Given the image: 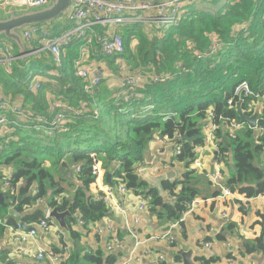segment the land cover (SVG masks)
Wrapping results in <instances>:
<instances>
[{
    "label": "trees",
    "instance_id": "16d2710c",
    "mask_svg": "<svg viewBox=\"0 0 264 264\" xmlns=\"http://www.w3.org/2000/svg\"><path fill=\"white\" fill-rule=\"evenodd\" d=\"M206 2L202 1L201 5ZM208 2L210 4H204L202 7L205 10L202 11H195L200 6L197 3L188 5L185 12L190 13L171 26L165 37H154L151 49L143 56L138 45L139 57L131 59L133 65L139 59L138 65L143 70L137 68V71L145 76H170L162 83L148 80L142 89L136 91H128L126 88L127 94L140 93V99L130 95V99L124 102L123 99L107 96L98 89L92 95L84 94L80 80L72 72L73 61L77 58L75 42L63 50L61 68H56L54 60L46 57L45 52H40L39 56L46 68H55L63 82L69 85L68 89H63L62 86L52 91L53 84L46 83L37 94L28 91L26 83L34 72H20L13 64L26 63L31 57L25 61L15 60L10 75L0 67V84L4 98L15 101L14 96L23 95L26 106L21 108L33 117L42 116L51 121L54 115L63 112L51 111V107L47 105L49 94L56 95L65 105L76 103L73 106L82 105L88 109H83L81 115L74 117L72 127H80L78 132L85 128L79 134L70 132L72 127L68 126L67 133L56 132L48 135L35 131L32 128L34 122H31V131L19 129L7 144H4L3 139L0 140V169L7 168L10 176L8 187H4L3 176L0 174V194L3 196L0 220L8 222L7 225L17 226L15 219L9 215V210L13 209L22 215L24 225L29 228L35 226L45 218L43 209L38 204L46 198L49 191L52 192V198L46 201L47 206L51 209L56 207L60 212L67 210L71 215L77 214L86 225L99 223L108 217L109 211L103 201L92 195L89 189L94 183L91 174L93 160L89 154L94 152V157L102 163L105 174H111V185L123 182L137 196L145 195L150 198V212L158 220L178 222L190 205L198 201L197 198L205 197L204 191L209 189L210 192L214 185L205 175L190 168L195 158L193 150L205 143L202 121L208 109L213 110V123L220 126L215 137L218 142L216 162L222 161L224 166L221 183L231 193L244 199L264 194V167L261 164V159H264V132L257 136L253 130L246 128L241 136L231 139L223 129L225 122H240L236 111L229 109L227 105L234 88L242 82H246L255 93L262 92L264 88V0ZM216 5L217 8L211 7ZM71 26L65 24L56 32L60 34ZM139 34L138 43L144 38ZM123 38L127 51L130 36ZM212 40L216 41L217 47L212 45ZM35 44H31L34 50L39 48ZM13 54L17 57L15 48ZM71 96L75 98V102H71ZM97 100H100L102 106L96 104ZM15 104L20 105L16 102ZM130 104L132 105L129 106ZM147 107L151 109L146 110ZM120 109L126 112H121ZM142 109L143 114L147 112V116L139 115ZM134 113L136 117H132ZM110 117L119 120V125H115L123 127L122 130L109 132H114L113 142L109 144V134L103 130L104 136L100 145L89 146V140L98 134ZM185 133L188 138H192L191 142L182 140ZM155 134H159L161 138L167 136L171 144L181 146L180 153L173 159L184 165V173L179 179L163 180L160 183V190L172 197L171 201H166L160 195V190L151 187L137 172ZM64 152L69 155L67 161L63 158ZM49 159L55 160L52 164L60 169L59 171L53 166L55 172L61 175L64 171V177L60 180L56 181L53 173L45 166ZM114 164L118 167L115 168ZM71 166H79V172L68 173L80 183L75 185V191L69 200L62 197L64 191L59 184L62 179H66V171ZM225 174L228 178L223 182ZM70 185L68 180V186ZM71 186L74 188V185ZM218 191L220 192L214 191L211 196L217 197ZM261 218L263 228L264 216ZM72 222V218H68L70 237L75 242L74 250L70 251L68 259L61 264L118 263L119 256L115 253L108 254L101 249L81 251L77 243L79 235L71 229ZM2 228L0 226V233ZM231 229L233 226L230 224L226 231L230 232ZM216 238L221 242L225 240L221 234ZM260 242L261 238L247 241L246 254L257 251ZM3 256L0 255V262L3 261Z\"/></svg>",
    "mask_w": 264,
    "mask_h": 264
},
{
    "label": "built area",
    "instance_id": "2783aa9c",
    "mask_svg": "<svg viewBox=\"0 0 264 264\" xmlns=\"http://www.w3.org/2000/svg\"><path fill=\"white\" fill-rule=\"evenodd\" d=\"M50 0H0V10H7L9 8H27V9H40L46 7ZM189 0H70L67 9L65 10V18L67 22L72 26L70 29L57 34L54 28L49 25H42L36 27L26 28L22 35L26 42L28 49L31 51L30 57L36 55V53L46 52L54 60L55 65L61 66V56L63 50L67 46H71L74 42L77 44V58L73 61V75L80 80L82 91L86 95H92L99 87L103 73L101 69L96 66L92 68V65H86L89 62L90 57L94 55H100L102 57H117L121 56L124 51V41L122 36L118 33L119 26H126L137 24L139 22L153 23L157 26H161L162 29L169 28L178 23L185 13V7ZM139 13L146 14L144 18L139 19ZM97 26L103 28L102 31L97 30ZM112 26V29H109ZM6 41V40H5ZM36 43V44H35ZM31 44H35L38 49L30 47ZM216 41L212 40V45L215 46ZM13 46L6 41L0 45V67L8 75L11 74L12 63L18 60L13 54ZM215 47L213 48V50ZM197 57L200 55L196 54ZM126 72V71H125ZM170 77L165 75L163 77H157L153 74L148 76L142 75L139 71L133 70L126 75L123 82L128 91L142 89L143 86L148 83V80L153 82H164ZM28 91L33 94H37L41 88V82L36 79L34 81H27L26 83ZM137 96V95H136ZM243 96V98H241ZM130 96L125 95L124 102H127ZM228 108L235 110L237 106L241 107L242 113L251 117L256 114L255 127L251 129L248 124L243 122L228 121L223 124L226 135L235 139L243 133L246 128L254 131V135H259L264 132V88L262 92H254L246 82L238 84L233 92L232 97L227 102ZM83 107V106H82ZM151 109L147 107L146 110ZM52 110H64V113H57L54 115L51 121H47L45 117L37 116V123L42 128H46L47 134L52 135L59 129H64L71 122V119L78 117L82 114L78 107L73 105H65L60 101L54 102ZM7 113H11L13 118L7 117ZM30 114L24 112V110L15 104H10L8 99L0 97V140H4V144H7L9 140H12V135L24 125L30 126L26 123L30 119ZM213 110L208 109L205 117L202 121V134L204 135V145L198 146L193 150L195 155L194 161L190 168L195 171L202 172L203 175L214 185L220 187L221 194L219 199H223L231 195V191L221 185L222 170L224 168L222 161L214 162V174L204 173L202 169V155L206 149H210L212 153L216 155L218 150V142L215 137V133L220 126L213 123ZM36 118V117H35ZM37 130L43 131L38 126L34 125ZM3 132V133H2ZM44 132V131H43ZM8 133V134H4ZM46 133V132H44ZM155 134V139L160 143L170 142L167 136L161 138V136ZM172 145V154L176 156L181 151V146L177 144ZM95 155L91 154L90 158L93 160L91 167V174L94 177V183L98 182L104 176V170L101 168L100 161H96ZM217 157V156H216ZM261 164L264 167V159H261ZM115 168L118 165L114 164ZM141 173L142 170H137ZM74 172H79V166H75ZM2 181L4 187H8V181L10 179L8 175H2ZM128 190L123 182L115 183V186L107 187L100 196L99 193L95 194V197L102 200L107 207L109 213L113 211L122 212L123 209L119 202L116 201L118 192L119 196L126 197ZM132 192V191H131ZM136 209L140 212H148L151 209L150 198L145 195L136 197ZM198 201H194L189 209L183 213L182 218L174 223V227H180L184 219L190 215L196 206ZM246 206L243 205V209ZM77 215V214H76ZM43 220H40L35 226H32L28 231L23 230L17 224V226L7 225L4 221L0 220V226L5 228L10 238L16 242L26 243L30 240H34L37 233H47L52 228L56 227L54 220L48 218V212L44 216ZM226 217V214H223ZM77 223L82 226L94 225L97 233L101 232V228H98V224H88L77 215ZM139 220H136L138 223ZM64 234H61L63 240ZM147 240L156 242H165L167 245L172 246L174 239L169 233L162 235H152ZM146 240V241H147ZM141 243H137L139 245ZM121 243L118 239H114L110 244L106 245L107 251H114L119 249ZM209 247V244H206ZM70 247L63 243L61 253H53L40 249L36 253V260L43 261L47 259L50 264H61L64 260L70 256ZM139 257L134 254L122 258L117 264H132L138 263ZM165 259L163 255H157L156 260L152 264H163Z\"/></svg>",
    "mask_w": 264,
    "mask_h": 264
},
{
    "label": "crops",
    "instance_id": "0c3cea01",
    "mask_svg": "<svg viewBox=\"0 0 264 264\" xmlns=\"http://www.w3.org/2000/svg\"><path fill=\"white\" fill-rule=\"evenodd\" d=\"M202 1L205 2L208 0H196L194 3H201ZM204 4L208 5L210 3ZM188 5L190 4H187L185 8H187ZM211 7L217 8V5ZM45 56L47 57V55ZM24 63L25 62H22L20 65ZM94 65L99 69L100 67L102 68L103 64L99 62ZM107 65L110 66V64ZM62 66L63 65H61V67ZM33 76L34 74H31L30 78ZM38 80L43 86L44 82L40 78H38ZM56 80L57 79L52 80V78H50L48 81L53 84L51 86L52 91L57 89ZM57 81L62 83L63 79L62 81ZM68 88L69 87H63V89ZM115 91L116 92L111 94V96L119 97L123 100L125 95L128 93L124 82L120 83V87ZM127 95H131L137 99L142 97L140 93H130ZM0 97H4L1 84ZM14 97L15 102L20 103V107L26 106L23 100V95H16ZM70 99L71 102H75V98L73 99L72 96ZM47 100V105L51 107V111H53L52 105L54 102L60 101L65 104L64 101L52 94L48 95ZM71 102L69 101V103ZM77 107L81 110V112L85 108L82 107V105H78ZM58 111H63L60 113H64V110ZM119 111L126 112V110L123 109H120ZM143 111L144 109L140 110V112H142L141 114H143ZM24 112L26 111L24 110ZM7 117L10 119L13 118L11 113H7ZM37 118L38 117H30L26 123L31 124V122H34V125L48 133L47 130H45L46 128H42L41 125L37 123ZM69 124L66 126L65 130L59 129L60 131L56 132L67 133L69 131L68 126L72 127V125H74L73 118ZM32 128H34L35 131H40L35 127ZM21 129L25 130V132H27V130L31 131V127L26 125H24ZM81 129L82 131L78 132L80 127L75 128L73 126L70 132L73 134H79L85 130V128ZM172 151V145L170 142L160 143L154 138L148 144L144 161L138 166L137 170H142L141 173H138L140 174V177L150 182L151 186L157 188L158 190H160L161 181L179 179L185 171L184 165L177 163L173 159L174 156ZM91 154L95 155L94 152H91L89 156ZM213 157L214 153H212L210 149H206L204 151L202 158V169L204 173H209L211 166L214 163ZM62 164L66 167L64 162ZM4 170L5 172H3V174L5 173L4 175H8L7 168ZM69 171L70 173H75L74 167H69L66 171L67 175L65 176L66 179L69 180L70 184L74 185V188H72L73 186L71 185L67 186L68 182L65 183L64 186L60 185V187L64 191L62 197H66V199L70 200L75 191V185H78L80 182H78L75 178H72L70 173H68ZM154 171L158 176L149 178V174ZM176 171L178 172L179 177L173 179L166 178L167 175L175 173ZM105 175L104 170V176L102 179L90 185L89 189L92 195L95 196V194L105 191L107 187L115 186V184L111 185L106 183ZM227 178L228 175L225 174L223 182H225ZM210 189V192L209 189L204 191L205 193L203 194L205 197L197 198V205L194 206L193 211L184 219L179 228L174 227V223L158 220V218L150 211H138L136 209L137 195L129 191L124 198L117 194L116 201L119 202L123 211H113L112 213H109L111 215L110 217H106L101 222L97 223V227L101 228L100 233H97L93 225L88 227L78 224L76 221V214L72 215L73 222L71 223V229L79 235L77 243L81 251H95L96 249H101L109 254L110 251L106 250V245L110 244L114 239H118L121 246L119 249H116L111 253H115L119 256L118 261L130 254H134L136 257L140 258L138 263L132 264H152V262L156 260V256L159 254L163 255L165 259L163 264H182L181 257L177 254L175 255V253L180 251H190L191 260L195 264H264V227L262 228V224L260 223V221H262L261 217L264 216V194L252 199H244L242 196L231 193L230 196L219 199L221 190L216 188L215 185H212ZM217 190H220V192L218 191L219 195L217 197L211 196V194ZM160 195L165 197L164 199L166 201L173 200L172 197H169V195L162 190H160ZM51 198L52 192L49 191L46 198L41 200L38 204L43 209L44 216L49 210H51V208L47 206L46 202L48 200L50 201ZM243 205L246 206L245 209H243ZM223 214H226V217H223ZM137 219L139 220L138 223H136ZM65 222L67 230L61 229L55 222L56 227L52 228L47 233L39 231L34 240H30L26 243L12 240L8 231L5 228H2V233H0V255L3 254L4 256L3 261L0 262V264H50L47 259L37 261L35 258L37 251L45 249L46 251H51L55 254L61 253L63 243L68 245L72 252L74 250L75 242L72 241L70 237L68 217L65 219ZM230 224L233 226V229H231L230 232H227L226 228ZM165 233H169L174 239V244L172 246L167 245L165 242L147 240L148 237L152 235H162ZM61 234H64L63 240L60 238ZM219 234L225 237L223 242L218 241L216 238ZM258 238H261V242L258 245L257 251L252 254H246L245 243L247 241H254ZM138 242L141 244L136 245ZM206 244H209V247H207Z\"/></svg>",
    "mask_w": 264,
    "mask_h": 264
},
{
    "label": "rangeland",
    "instance_id": "374dc122",
    "mask_svg": "<svg viewBox=\"0 0 264 264\" xmlns=\"http://www.w3.org/2000/svg\"><path fill=\"white\" fill-rule=\"evenodd\" d=\"M194 1H196V0H189L187 2V4L191 5L194 3ZM208 1L206 3H209ZM196 3L199 4L200 6L197 9H195V11L205 10L202 7L204 4L201 5V3H198V2H196ZM188 13H190V12H187V13L185 12V14L183 15V18H185V16ZM145 15L146 14H144V13H139V19L144 18ZM65 24H68L71 26V24L67 22V19L65 18V14L63 13L58 19L51 21V25H49V27L52 28L54 26L53 28L55 30H57V29L63 28ZM57 25H60V27H56ZM169 28L162 29L161 26H157L156 24L144 23V22H139L137 24L126 25V26H119L118 33L122 36L123 40H124L123 37H129L130 36L129 44L127 46V48L129 50H127V51L125 50L123 53L124 55L122 54L121 56H117V57H102L100 55H94V56H91L89 62L86 63V65L96 64V63L98 64L99 62H101L103 64L102 68L101 67L99 68V69H101V71L103 73V77H102L101 83L98 87V90H102V92L105 95L111 96V94H114L116 92L115 90L120 87V83L123 82V79L126 78L127 74L131 73L133 70H136L137 68H140L141 70H143V68H141L142 66L138 65L139 59L135 60V63H136L135 65H133L132 61H131L132 57H137V58L139 57V53L137 51L138 45L141 48V52H142V56H143L145 52H148V50L151 49V45L155 39L154 37H157V38L165 37L166 31ZM109 29H112V26H109ZM97 30L102 31L103 28L100 26H97ZM131 32H133V34H130ZM139 33H141L144 36V38L141 40V42L138 43V41H139L138 36L140 35ZM0 42L2 44V43H5L6 41L4 39H0ZM30 47H31V45H30ZM215 47H217L216 44H215ZM39 56H40V53H38V54L36 53L35 57H31L26 63L20 65L18 62H16L13 64V66L18 67L20 69L19 70L20 72H25V71H29V70L33 71L34 76L29 79L30 81H34L38 78H40L44 82V84L49 83L48 81L50 80V78H52V80L58 79V80L62 81L61 75L57 74V71L55 70V68L54 69L46 68L45 65L40 61ZM47 57L48 58L50 57L49 54H47ZM107 64H110L111 67L108 66ZM55 67L61 68V66H57V65H55ZM93 67H95V65H92V68ZM130 68L133 70H131ZM56 83H57L56 84L57 88H61L62 86L64 88L69 87V85L65 84V82L59 83L56 80ZM111 97H113V96H111ZM9 102L12 105L15 104V101H9ZM98 103L102 106V104L100 103V100L96 101V104H98ZM132 104H130L129 106H131ZM94 105H95V103H94ZM84 110L87 111L88 109L85 107ZM101 110H103L102 107H101ZM146 114H147V112H145L144 114L140 113L139 115L147 116ZM136 116H137L136 113L132 114V117H136ZM112 117H110L108 119V121H106L104 127L102 126V128L98 132V134L89 140V146L100 145V142H102V138H103L102 136H104V133L109 134V138H107L109 141L107 142V144H109L111 141L113 142L114 132H112L111 134L109 132L112 130L120 131V130H122L123 127H119V126L115 125V124L119 125V123H118L119 120L117 118L115 120H113ZM103 130H104V133H103ZM70 152H73V150H70ZM68 156L69 155L64 152V156H63L64 160L67 161ZM202 158H203V155H202ZM54 161L55 160H52V159H49L48 161H46V167L53 173L54 178L57 181V180H60V178L64 177V175H63L64 171L61 173V175H59V172H55L53 170V166L59 171H60V169L52 164V162H54ZM3 172H5V170L1 168L0 174L4 175L5 173L3 174ZM154 176H158L155 171L152 172L151 174H149V178L154 177ZM67 182H68L67 179H62V182L59 185L64 186V184ZM148 183L150 184V182H148ZM150 186H151V184H150Z\"/></svg>",
    "mask_w": 264,
    "mask_h": 264
},
{
    "label": "water",
    "instance_id": "95a60500",
    "mask_svg": "<svg viewBox=\"0 0 264 264\" xmlns=\"http://www.w3.org/2000/svg\"><path fill=\"white\" fill-rule=\"evenodd\" d=\"M70 0H50L46 7L40 9H27V8H9L7 10H0V39H4L12 44L17 53V59L25 61L30 58L31 51L28 49L26 42L23 39V31L29 27H36L42 25H51V21L58 19L67 9ZM243 98V96H241ZM236 113L239 120L249 125L251 129L255 127L256 114L251 117L245 116L241 107L237 106ZM183 141L191 142L192 138H188L185 133L182 137ZM214 162L216 161V155L213 157ZM231 168L233 166L231 165ZM198 172V171H197ZM202 174V172L199 171ZM211 175L214 174V163L209 171ZM179 177L178 172L170 173L167 175V179H173ZM142 178V177H141ZM105 181L111 184V174L105 175ZM221 185L229 189L225 184ZM20 199V197H19ZM3 204V196L0 194V205ZM9 215L15 219L17 224L25 231L30 228L22 222V215L17 213L15 210L10 209ZM108 217L111 215L108 214ZM72 218L69 211H59L58 208L54 207L48 211V218L54 220L61 229L67 230L65 222L66 218ZM94 226V225H93ZM264 250V248H263ZM181 257L182 264H195L191 260L190 251H180L175 255Z\"/></svg>",
    "mask_w": 264,
    "mask_h": 264
},
{
    "label": "bare ground",
    "instance_id": "6f19581e",
    "mask_svg": "<svg viewBox=\"0 0 264 264\" xmlns=\"http://www.w3.org/2000/svg\"><path fill=\"white\" fill-rule=\"evenodd\" d=\"M117 194H119L118 192H116Z\"/></svg>",
    "mask_w": 264,
    "mask_h": 264
}]
</instances>
